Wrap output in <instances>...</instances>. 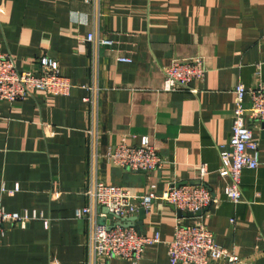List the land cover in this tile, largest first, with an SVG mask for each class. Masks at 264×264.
Returning <instances> with one entry per match:
<instances>
[{
	"label": "crops",
	"instance_id": "obj_1",
	"mask_svg": "<svg viewBox=\"0 0 264 264\" xmlns=\"http://www.w3.org/2000/svg\"><path fill=\"white\" fill-rule=\"evenodd\" d=\"M0 52L20 70L37 71L39 58H52L72 85L68 95L31 90L0 101V200L8 212L49 220L0 227V264H169L174 226L197 220L240 264H264V120L246 119L259 164L242 171L241 202L226 198L228 179L218 172L234 88L264 86V0H0ZM197 56L206 72L190 82L192 91L164 90L162 68ZM144 137L161 168L136 171L105 159L109 148ZM96 182L138 195L150 185L160 195L169 184L201 183L219 203L190 217L154 200L134 228L159 234L160 243L146 246L137 263L94 259ZM86 206L91 213L76 218Z\"/></svg>",
	"mask_w": 264,
	"mask_h": 264
},
{
	"label": "built area",
	"instance_id": "obj_2",
	"mask_svg": "<svg viewBox=\"0 0 264 264\" xmlns=\"http://www.w3.org/2000/svg\"><path fill=\"white\" fill-rule=\"evenodd\" d=\"M92 36L88 39L92 40ZM102 43H108L103 40ZM121 61H130L121 57ZM37 71L20 70L16 67L9 53L0 52V101L15 102L30 94L31 90H43L53 95H68L72 87L68 78L60 74L57 62L52 58L41 57L37 60ZM202 57L189 60H174L169 66L162 68L163 89L166 91L191 90L190 82L202 79L205 75ZM234 105L231 113V136L228 141V151L221 150V166L218 169L223 178L228 179L225 186L226 198L238 203L242 200L240 189L241 174L244 169H255L258 162V142L253 138L248 120H264V86L246 88L238 84L234 88ZM248 96V102L245 100ZM105 159L113 165L136 171H153L161 168L162 157L144 137L137 146L118 144L109 148L104 154ZM200 175L206 174V167L199 169ZM14 188L11 192L16 191ZM150 185L146 194H131L122 186L96 182L89 194L98 207H106L118 218L134 215L139 208L145 210L151 207L154 200H162L173 205L177 210L196 214L202 212L219 199L203 184H169L166 190L157 195ZM91 213V207L86 206L75 211V217L80 219ZM102 216H104L102 214ZM41 219L47 227L49 220L36 214H20L5 210L0 200V227L12 223L24 228L30 220ZM114 220H118L114 218ZM159 234L152 236L139 233L134 227L100 225L95 223L90 246L94 259L114 257L137 263L144 248L160 243ZM169 264H240V258L218 245L214 234L199 220L190 223L178 222L172 232V237L166 242Z\"/></svg>",
	"mask_w": 264,
	"mask_h": 264
},
{
	"label": "water",
	"instance_id": "obj_3",
	"mask_svg": "<svg viewBox=\"0 0 264 264\" xmlns=\"http://www.w3.org/2000/svg\"><path fill=\"white\" fill-rule=\"evenodd\" d=\"M101 211H102V214L104 216L97 218V224L107 225L108 227H112L114 225H120L123 227H134V222L139 221L140 215L144 214L145 209L140 208L138 216H130V217H126V218L115 217L113 214H111L109 212V210L106 207H102ZM179 212H181V211H179ZM181 213L183 216H190V217L201 215V212H198L194 215L190 214V213H184V212H181ZM114 218H116L118 220H114Z\"/></svg>",
	"mask_w": 264,
	"mask_h": 264
}]
</instances>
